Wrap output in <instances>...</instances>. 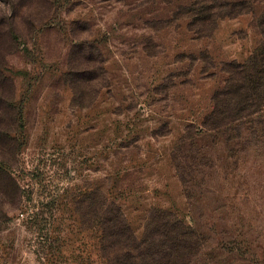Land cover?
I'll use <instances>...</instances> for the list:
<instances>
[{
	"label": "rangeland",
	"instance_id": "rangeland-1",
	"mask_svg": "<svg viewBox=\"0 0 264 264\" xmlns=\"http://www.w3.org/2000/svg\"><path fill=\"white\" fill-rule=\"evenodd\" d=\"M217 4L0 0V264H264V0Z\"/></svg>",
	"mask_w": 264,
	"mask_h": 264
},
{
	"label": "trees",
	"instance_id": "trees-1",
	"mask_svg": "<svg viewBox=\"0 0 264 264\" xmlns=\"http://www.w3.org/2000/svg\"><path fill=\"white\" fill-rule=\"evenodd\" d=\"M212 3H215L217 6H223V4L219 5L217 4V0H210ZM232 6H234V4L230 3ZM209 8H206L204 11H201L200 12H196V14H194L193 16L196 18V20L198 21H202V22H207V20H211L212 21V14L211 13H207L206 15H202V12L204 13L205 11L209 10ZM221 9V8H220ZM222 10V9H221ZM231 12V11H230ZM211 14V15H210ZM222 13H218V16L217 18H220L222 17ZM216 19V18H215ZM201 24H205V23H201ZM259 57L261 59V62H262V66H264V48H262L261 52L259 53ZM242 69L244 70V75L248 74V69L244 66H242ZM257 73L259 74L260 71H257ZM120 210V209H119ZM119 213V214H118ZM117 217L118 219L120 220H113V219H110L109 220V228L114 232V235H112L111 237L115 238L116 240L120 239L122 236H124V233L125 234H129V236H134V234L132 232H130L128 226L126 225V221L124 220V218L122 217V213L121 211L118 212V209H117ZM108 228V229H109ZM129 230H128V229ZM171 234V237H170V242H171V252H170V262H174L175 259H178V260H181L183 258V255L184 256H188L190 254L189 252V249L191 247V244H192V241H193V237L192 235L190 234V231L185 228V227H182L181 230H177L174 231L172 230V232L170 233ZM157 251L155 252V255L158 257H162L163 255V248L164 246H159L157 245ZM119 251H122V250H116V252H119ZM124 252L125 255H129V258H124V261L126 264H141V262L143 261V257H138L137 256H133V255H130L128 252H131V251H128V250H125L123 252H119L120 254H117L115 253V255H121L123 254ZM159 258V259H160ZM155 259V258H153ZM139 260V261H138Z\"/></svg>",
	"mask_w": 264,
	"mask_h": 264
}]
</instances>
